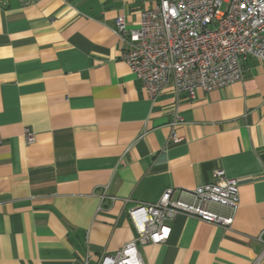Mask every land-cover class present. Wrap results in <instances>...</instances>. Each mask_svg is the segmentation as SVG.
Listing matches in <instances>:
<instances>
[{"label":"crops","instance_id":"crops-1","mask_svg":"<svg viewBox=\"0 0 264 264\" xmlns=\"http://www.w3.org/2000/svg\"><path fill=\"white\" fill-rule=\"evenodd\" d=\"M152 1L0 0V264H96L135 237L129 208L169 189L193 203L216 169L239 202L204 207L231 225L178 214L138 245L143 264H264V64L151 99L113 29H136Z\"/></svg>","mask_w":264,"mask_h":264},{"label":"built area","instance_id":"built-area-1","mask_svg":"<svg viewBox=\"0 0 264 264\" xmlns=\"http://www.w3.org/2000/svg\"><path fill=\"white\" fill-rule=\"evenodd\" d=\"M113 31L125 44L121 58L151 99L169 83L194 98L197 89L208 92L242 80L247 58L264 64V0H153L136 29H127L120 16ZM23 137L27 144L34 142L27 128ZM171 139L179 141L174 134ZM213 178L190 192L193 203L172 198L169 189L154 203L129 208L135 237L117 252L101 254L96 264H143L138 245L166 240L168 222L178 214L229 227L231 216L204 204L235 210L239 184L222 169L214 170Z\"/></svg>","mask_w":264,"mask_h":264}]
</instances>
